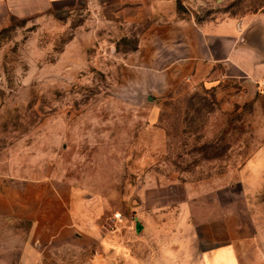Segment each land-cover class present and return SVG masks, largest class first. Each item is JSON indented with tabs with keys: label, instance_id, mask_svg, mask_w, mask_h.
<instances>
[{
	"label": "rangeland",
	"instance_id": "rangeland-1",
	"mask_svg": "<svg viewBox=\"0 0 264 264\" xmlns=\"http://www.w3.org/2000/svg\"><path fill=\"white\" fill-rule=\"evenodd\" d=\"M178 2L201 21L264 10V0ZM113 11L82 0L0 26V176L56 178L66 196L77 192L78 234L41 247V264H192L188 206L198 213L216 198L243 223L257 213L264 224V167L245 169L264 149V96L228 113L200 89H157L149 100L140 77L152 72L138 62L154 57L162 70L166 41L157 50L146 35L136 56L151 24ZM12 220L0 216V264L20 262L28 239Z\"/></svg>",
	"mask_w": 264,
	"mask_h": 264
},
{
	"label": "crops",
	"instance_id": "crops-1",
	"mask_svg": "<svg viewBox=\"0 0 264 264\" xmlns=\"http://www.w3.org/2000/svg\"><path fill=\"white\" fill-rule=\"evenodd\" d=\"M81 1L0 0V26L11 17L60 15ZM178 1L94 0V6L111 7L124 23L135 26L151 24L149 32L139 34L136 56L142 58L146 35L155 46L152 48L157 50L160 47L157 44L166 41L172 59L162 70L154 57L149 67H145L147 63L143 61L138 62L140 69L152 72L151 78L144 77V74L140 77L141 87L148 92L146 96L157 89L166 90L168 95L180 87L200 89L212 96L224 113L263 97L264 10L245 16L201 21L190 15V8L184 2ZM178 3L181 9H177ZM158 34H165L166 39L158 36L156 41L154 36ZM161 72H165L163 79H159ZM263 167L264 149L260 148L245 169L257 173ZM8 177L0 176V216L12 218L17 224H26L28 238L21 247L24 250L22 258L19 257L21 261L8 258V262L41 264V257H48L41 252V247L43 251L58 247L57 241L62 246L68 243L64 241L69 236L78 234L79 224L70 206L77 192L70 188V194L66 196L64 183L56 178ZM213 201L212 205H200L198 213L194 212L196 207L189 209L188 206L189 216L196 218L193 220V234L198 259L192 264H264L262 215L252 214L249 221L243 223L232 205H221L216 198ZM166 264L174 263L167 259Z\"/></svg>",
	"mask_w": 264,
	"mask_h": 264
},
{
	"label": "water",
	"instance_id": "water-1",
	"mask_svg": "<svg viewBox=\"0 0 264 264\" xmlns=\"http://www.w3.org/2000/svg\"><path fill=\"white\" fill-rule=\"evenodd\" d=\"M148 99L150 100V96L148 97ZM141 225L140 224H138L137 226H136V230H140L141 229Z\"/></svg>",
	"mask_w": 264,
	"mask_h": 264
}]
</instances>
